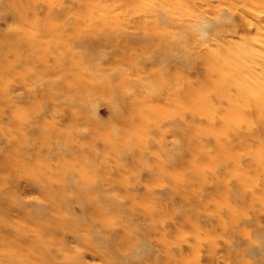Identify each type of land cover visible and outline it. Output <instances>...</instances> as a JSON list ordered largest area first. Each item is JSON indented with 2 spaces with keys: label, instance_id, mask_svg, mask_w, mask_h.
Returning a JSON list of instances; mask_svg holds the SVG:
<instances>
[{
  "label": "bare ground",
  "instance_id": "bare-ground-1",
  "mask_svg": "<svg viewBox=\"0 0 264 264\" xmlns=\"http://www.w3.org/2000/svg\"><path fill=\"white\" fill-rule=\"evenodd\" d=\"M4 1L6 3L2 4ZM102 1L82 0L77 6L75 0H0V11L11 18L9 29L15 26L0 34V124L7 127L0 128V264H40L42 261V231L40 223L35 221L44 219L42 225L47 228V224L56 221L52 216L51 195L66 196L68 185L43 175L42 170L25 167L38 159L39 165L47 168L46 172L62 169L66 161L59 162L58 157H68V163L77 167L69 177L71 187L96 195L94 199L76 196L85 217H95L98 213L92 208L97 205L103 207L105 213L124 217L106 227L95 228L91 238L87 233L70 231L76 243L87 247L94 245L91 254L95 258L103 260L101 252L120 264H160L174 260L173 254H168L173 229L157 220L159 215L166 214L179 219L182 227L196 224L211 226V231L219 234L229 231L230 244L222 243L218 249L210 250L206 263H215V254L221 251L231 264H251L247 260L251 256L253 264H264V231L256 227L257 219L250 221L238 210L233 213L219 211L216 217L213 209L216 199L226 192L231 202L244 205L242 209L247 212L254 210V205L264 206V162L254 151L258 143L264 145V128L250 119L254 114L253 106L258 107L259 119L264 118V0H161L157 6L151 3L147 14L131 19L137 29L148 28L149 32L136 31L131 36L127 33L125 36L130 41L123 37L124 41L113 45L116 50L112 53L120 57L109 60L114 65L109 76L120 73V66L128 64L129 72L145 73V80L149 81L147 89L153 92L143 93L145 82L138 79L131 82L125 95L119 93L120 101L113 95L105 98L108 121L121 123L135 135L147 132L157 137V141L149 144L150 149L147 148L151 154V168L147 172L139 170L135 176L137 186L133 190L137 195L131 193L133 190L127 187L122 173L112 169L105 156L98 159L99 152L111 153L117 144L115 137L106 133L108 121L95 116V109L92 110L98 105L94 100L110 89L107 75L110 66L107 60L100 62V57L101 48L110 40L113 43L114 37L85 36L79 34L81 30L74 24L84 20L83 16ZM143 3L144 0H124L123 7L134 11L143 7ZM174 9H183V17L174 20L168 14ZM76 10L77 15L70 17L69 13ZM40 13H45L44 19L59 23V28L43 29L42 34L69 29L71 35L79 34L75 37L77 40L67 41V38L65 42L47 43V53L55 55L64 43L72 42L80 45V58L71 60L57 56L51 60V69L40 70ZM151 16H159L167 27L176 28L182 35L176 36L169 30L157 33L156 26L146 20ZM93 18L92 14L86 17ZM141 22L145 23L141 25ZM129 44L138 48H128ZM143 55H149L150 65L138 61ZM82 64L91 68L89 74L74 76L63 72ZM155 65H161L162 69L153 68ZM61 72L59 83L65 81V84L62 88L59 83L52 84L57 91L49 90L47 100L52 102L51 114L62 118V123L50 132L46 124H40L43 118L40 108L45 104H40V75L48 77ZM88 78L104 80L90 83ZM10 80L17 81L18 95L12 94ZM149 103H169L175 105V109L164 112ZM183 104L189 108L187 112L178 109ZM148 120L152 121L151 127L143 129ZM79 121L85 125L87 135L84 137L87 138L73 142L62 127L73 130ZM199 124L207 129L202 130ZM26 133L39 138L43 135V140L51 141L40 145V141L21 138ZM166 133H169L167 139ZM203 147H209L214 154L212 163L216 168L208 183L202 182L203 176L198 175L195 166L198 161L209 159L206 155L209 153L202 152ZM146 153L134 147L131 152L120 151L119 155L122 164L140 165L142 154ZM43 154H47V158L41 159ZM50 160L54 162L49 164ZM191 167L195 172L191 170L188 175L199 181L196 188L175 173ZM4 172L11 174L9 179L3 176ZM167 172L171 173V183L155 187V183L166 179ZM253 180L259 185L254 191L249 188ZM22 181L47 195L37 202L35 208L39 212L34 218L26 210V204L15 195V187ZM104 185L115 194L109 193ZM63 197L61 201L67 205L69 201H63ZM249 197L253 199L247 204ZM167 200H171L173 208L168 207ZM130 203L151 206L136 208L137 212H133ZM190 204L192 208L187 206ZM197 206L202 207L200 212ZM13 213L22 223L12 220ZM225 214L231 220L229 230L222 222ZM138 217L145 223L133 221ZM32 225L35 229L29 228ZM250 226L257 237L256 243L251 241ZM128 231L130 233L126 234ZM138 234L143 237L134 245ZM82 262L80 258H72L65 264Z\"/></svg>",
  "mask_w": 264,
  "mask_h": 264
},
{
  "label": "rangeland",
  "instance_id": "rangeland-1",
  "mask_svg": "<svg viewBox=\"0 0 264 264\" xmlns=\"http://www.w3.org/2000/svg\"><path fill=\"white\" fill-rule=\"evenodd\" d=\"M82 0H75L76 5L78 6ZM158 1L161 0H144L143 7L138 8V10L130 11V10H125L123 7L124 0H103L101 5L95 7V9H91L88 15L83 16L85 18L84 20H78V24H74L78 27L81 32L79 34L82 35H89L90 37H95L98 34H103L104 36L110 38L114 37L113 43L109 42V44H106L103 48H101L102 55L100 57V62L108 61V64L110 66L107 75L109 80L111 81L110 83V89L106 91L102 95L101 98H97L94 100L95 103L98 105H95L92 110H94L95 116L104 119L105 121H108V110L105 107V98L107 96H116V100L120 101L117 96L119 93H122L125 95V90L131 86V82L134 80H142L144 81V87H143V93L147 91L149 94H152L153 92L149 89V81L145 80V73L143 72H132L128 71V68L130 67L128 64H122L120 66V73L118 72L115 76H109L113 72H110L114 65H111L109 63V60L114 58L117 60L120 56L117 54H113L112 52L116 50V47H113V45L117 42L124 41L127 39L130 41L129 38H127L125 35L128 33V36H131V33H134L136 31H139L140 33L144 32H149L150 30L148 28H142V29H137L136 25L132 22V18L134 16H137L138 14H147L148 6L152 5L151 3H154L156 6L159 4L157 3ZM8 2V1H7ZM43 2V1H42ZM45 2V1H44ZM43 2V3H44ZM6 1H4L2 4H5ZM47 3V2H45ZM44 3V4H45ZM66 5H69L66 3ZM144 8V9H143ZM143 9V10H142ZM1 10V9H0ZM78 10L69 13L70 17H75L77 15ZM93 15L95 18L93 19H86V17ZM171 15V17L176 20L177 18H182L184 14L183 9H174L171 13H168ZM46 17L45 13H40V70L42 68H48L51 69L52 63L51 60L57 58H68L71 60H75L80 58L81 56V48L80 45H75L72 42H67L64 43V46L61 50H58L55 55H50L46 51V45L47 43H53V42H65L67 38H69L67 41L71 40H77L75 37L79 36L78 33L75 35H71L70 29L69 30H62L56 32H47L45 34H42L43 29H53L54 26L58 27L59 23L58 21H54L52 19H44ZM99 19V20H98ZM149 23L154 24L156 26L155 31L157 33H164L165 31L169 30L171 33H175L176 36L179 34L182 35V33L178 32V30L174 27H167L164 23V21L159 17V16H151L146 19ZM32 23V21H30ZM11 23V18L10 16L6 15L3 11H0V34H5L6 31L11 30L15 26H12L11 29H9V25ZM143 25L145 22H141ZM73 25V26H74ZM140 26V25H139ZM230 27V25H228ZM59 28V27H58ZM35 33V30H33ZM98 31V32H97ZM123 37L125 39H123ZM68 44H73V46H70ZM80 44V43H79ZM128 48H138L137 45H131L129 44L127 46ZM126 47V48H127ZM55 57V58H54ZM50 58V60L48 59ZM138 59V58H137ZM142 60L145 64L150 65L151 64V59L149 55H143L142 57L139 58L138 61ZM153 68L156 69H162L161 65H155ZM91 68L86 65L82 64L77 66L76 69L73 70H64L63 72L65 74L69 75H74L78 76L81 74H89ZM122 70V71H121ZM124 74V75H123ZM62 75L61 73H57L54 76H42L40 75V104L45 103L44 105L41 106L40 108V113L42 115V119H40V124H46L47 128L46 130H49L52 132V128L60 125L62 123V118L58 116L52 115V110H51V100H47L50 91L56 92L57 90L53 89L55 86L52 84H55V82L58 84L60 77ZM10 77H7L6 80L9 81ZM12 80V79H11ZM9 82V86L12 90L13 95H18L20 91L17 89V81H11ZM100 83L104 79L98 78V79H90L88 78L87 81L90 83L97 81ZM65 84V81H62L59 83L60 87L62 88ZM254 88V87H253ZM50 90V91H49ZM61 90V89H60ZM48 91V92H47ZM47 95V96H46ZM47 100V102H45ZM103 100V101H102ZM104 103V104H102ZM151 106H153L156 110H162L164 112H173L175 109V105L172 104H165L162 105L160 103H149ZM178 109L187 112L189 108L186 105H181ZM251 110H254V114L251 116V120L253 123H259L261 124V127L264 128V118L259 119V116L257 114L258 107L253 106ZM261 121V122H260ZM106 126V133L109 136L115 137L117 144L111 153L107 152H99L98 153V159L101 160L103 156H105L107 162L112 166L113 168H116L120 173H122L123 177L125 180L128 182L127 187L129 190H133L135 185L137 186V183L135 181V176L137 175L139 170H143L147 172L151 168V162L149 161V158L151 157V154L148 152L149 144H153V141H157V137L149 135L147 132L141 134L139 132L137 135L133 134L131 130L124 129L123 125L118 122L114 121H108ZM140 124H137L136 126H139ZM146 127H151L152 121H146L145 124ZM201 128L202 130L207 129L205 125L199 124L197 125ZM7 128L4 124H0V128ZM64 129L65 134L70 137L71 141L76 142V141H83L87 137H84L87 135L85 125L79 121L78 125L75 126L73 130H67L66 128L62 127V130ZM130 131V132H127ZM166 138H169V133H166ZM15 136V135H14ZM43 135H40V138L38 135L31 136L29 134H22L21 138H28V139H33L35 142L40 141V145L44 143H50L51 140H43L42 138ZM67 144H71V142H66ZM140 147L141 150L146 151V154H142V161L139 164H122L121 159H120V151H128L131 152L133 148ZM150 149V148H149ZM209 147H203L202 152H208L209 154H206L209 156V159L204 160V161H198V164L195 166L198 167L197 173L198 175L203 176L202 182H211V178L213 175H215L216 168L214 164L212 163L213 161V156L214 154L210 152ZM153 151V155H156V152L154 151V148L151 149ZM150 150V151H151ZM55 151V150H54ZM59 151V150H58ZM254 151L258 155V159L261 161V159L264 162V145L263 143H258L257 146L254 148ZM109 152V151H108ZM47 154L41 155V159L47 158ZM60 156H62L60 154ZM196 157V155H195ZM57 160L59 162L66 161L65 166L62 169H56L55 171L52 172H46L47 168H44L43 165H39L38 159L32 160L28 163V165L25 167L30 168V169H37L38 172L42 170V174L46 176H51L52 178H57V180L60 183H64L68 185V190L66 191V196H52L53 198L51 202L54 205V211L52 212V216L56 218V221L51 222L48 225V228L42 225L45 223L41 219H36V223H40V231H42L41 234V240L42 243H40V247L43 248V250L40 253V258H42V261L40 260V264H65V263H70L72 258H80V261H83V264H120L116 262L115 260L104 256L101 252H99V255L103 256V260L99 259L97 256L96 258L91 254L93 250V247H87L82 245V243L78 244L72 238L70 235L71 232H75L76 234L80 233H87L88 237H92L93 230L95 228L99 227H106L108 226L109 223H115V221H119L124 219L123 216H118L114 213H105L103 207L101 206H96L92 208V211L94 213H98L95 217H90V216H84L80 204L76 200V196L80 195L84 197L85 199H94L96 197L95 193L93 192H85L80 188H73L69 184V177L74 173V171L77 169L76 166H72L70 163H68L70 160L68 157L61 158L58 157ZM54 160L48 161L49 164H52ZM184 170H178L175 172L177 174V177L188 180L190 185L194 186L195 188L197 187L199 181L197 182V178L190 177L188 175V172L192 170V167ZM195 172V170H192ZM12 173V172H11ZM19 173V172H18ZM13 174V173H12ZM3 176L9 177L11 176L10 173L4 172ZM166 179L164 181L157 182L154 184L155 187H158L160 184L164 185H169L171 173L167 172ZM176 177V178H177ZM194 180V181H193ZM180 182V180H178ZM258 181H252L250 183V189L251 190H256L259 185ZM10 186V184H7ZM70 186V187H69ZM13 188V187H10ZM104 188L108 191L109 187L108 185H104ZM259 188V187H258ZM201 189V188H200ZM15 195L26 204V210L29 212V214L34 218L37 213L39 212L37 208H35L37 202L42 201L44 196H47L42 192L40 189H36L33 187L30 183L26 181H22L19 183L18 186L15 187ZM110 191V192H109ZM108 192L111 193L112 195L115 194V191L109 190ZM202 191V190H198ZM203 192V191H202ZM120 194V192H117ZM133 195L135 194V191H131ZM253 197H254V193ZM227 192L218 197L216 199V203L214 206V215L216 216L219 211H230L233 213L234 210L240 211V213L244 215V217L248 218L250 221L251 219H257L256 221V227L261 231H264V206H259V205H254L252 208L254 210H251L247 212L246 210L242 209L245 208L244 205L241 207L240 205L231 202L230 199H228ZM62 197L63 201L68 199V204L65 205L62 203ZM58 199V200H55ZM228 199V200H227ZM253 198L249 197L247 204H250L251 200ZM226 201V203H225ZM261 201V200H259ZM164 202V201H162ZM167 205L168 207H172L173 205L171 204V200H167ZM151 206V204L142 205L141 203H136V204H129L130 210L133 212H137L135 210L136 208L139 209H144L146 207ZM182 204L180 205V207ZM185 206V205H184ZM189 208L191 207L190 205H187ZM193 206V205H192ZM237 206V207H236ZM198 209H196L198 212H200L199 209H202L201 206H197ZM178 209V208H177ZM256 209V210H255ZM91 210V209H90ZM202 212V211H201ZM209 215H213L210 212H207ZM217 213V214H216ZM134 217V214L132 215ZM222 216V215H221ZM218 215V217H221ZM12 220L14 222H20L22 223V220L17 218V215L13 213L11 216ZM217 217V216H216ZM158 221L162 223H166L169 226H171V229H173L172 234L170 235L169 241H170V246L171 248L169 249V253L173 254L174 260L168 261V262H162L160 264H210L206 263L207 256L209 254V251L212 249H218V247L222 244L225 243L227 245L230 244V235L229 231H225L226 234L222 233L219 234L217 232H212V227L211 226H198L196 224H189V225H184L182 227V223H180L179 219H174L173 216L171 215H159L157 218ZM80 221V222H78ZM133 221H136L138 223H145L141 217L134 218ZM222 222L224 224V227H226V230H229L231 228V220L225 214L222 217ZM253 227H255L254 224H252ZM29 226V225H28ZM46 229H42V227ZM252 226L248 227V230L251 234V241L252 243L258 242L257 237H254L253 234V229H250ZM29 228L35 229V226H30ZM69 233L67 235V233ZM130 231H128L126 234H129ZM143 237V234H138V238L133 241L134 245L135 243H140L141 239ZM188 243H193L192 245H189ZM188 245V246H186ZM188 248L190 247L189 250H182V248ZM182 250V251H181ZM181 251V252H180ZM216 262L213 264H231V261L226 257V255L221 252L217 251L216 252ZM49 258V260H48ZM139 258V257H138ZM141 258V257H140ZM253 256L250 258L247 257V260L250 261L251 264H253ZM181 261V262H180ZM134 264V263H132Z\"/></svg>",
  "mask_w": 264,
  "mask_h": 264
}]
</instances>
